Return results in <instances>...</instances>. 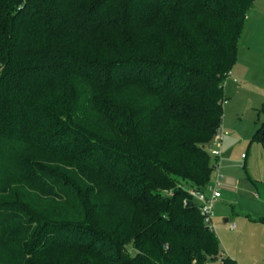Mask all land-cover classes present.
I'll list each match as a JSON object with an SVG mask.
<instances>
[{"label":"trees","instance_id":"trees-1","mask_svg":"<svg viewBox=\"0 0 264 264\" xmlns=\"http://www.w3.org/2000/svg\"><path fill=\"white\" fill-rule=\"evenodd\" d=\"M255 2L0 0V264H238L190 192Z\"/></svg>","mask_w":264,"mask_h":264},{"label":"rangeland","instance_id":"rangeland-1","mask_svg":"<svg viewBox=\"0 0 264 264\" xmlns=\"http://www.w3.org/2000/svg\"><path fill=\"white\" fill-rule=\"evenodd\" d=\"M260 34L254 48H241L224 82L222 129L228 134L206 144L222 152L212 156L223 173L219 184L223 196L213 204L211 226L222 251L238 264H264V140L259 131L264 121V30ZM211 185L217 186L215 170ZM212 191L209 188V196ZM27 197L39 201L47 195L33 190Z\"/></svg>","mask_w":264,"mask_h":264},{"label":"built area","instance_id":"built-area-1","mask_svg":"<svg viewBox=\"0 0 264 264\" xmlns=\"http://www.w3.org/2000/svg\"><path fill=\"white\" fill-rule=\"evenodd\" d=\"M227 134H228V131H224L222 128H220L215 134L214 139H216V141L219 142L223 140L224 136H226ZM209 152L211 156H216V157H220L222 154L219 148H214V149L209 148ZM213 170L216 171L217 186L215 189L214 187H212V185L209 186L210 190L213 189L210 196L207 193L209 191V188L206 191L194 189V190H191L190 192L193 199L195 200V202L197 203V205L199 206L201 210V213L204 218V222L206 223V225H208L212 229H214V227L211 226L213 224V216H214L213 204L216 200L222 197V192L220 190L219 184H220L221 178L223 177V173L219 165H213ZM234 227H235V224L232 225V228Z\"/></svg>","mask_w":264,"mask_h":264},{"label":"crops","instance_id":"crops-1","mask_svg":"<svg viewBox=\"0 0 264 264\" xmlns=\"http://www.w3.org/2000/svg\"><path fill=\"white\" fill-rule=\"evenodd\" d=\"M252 11L250 13L252 15H250V17L248 16L246 21L245 30L240 40L239 51L243 46L249 50H251L252 47L254 48L253 43L260 37V32L262 33L264 30V0H256ZM246 37H250V40H246ZM262 39H264V35Z\"/></svg>","mask_w":264,"mask_h":264},{"label":"water","instance_id":"water-1","mask_svg":"<svg viewBox=\"0 0 264 264\" xmlns=\"http://www.w3.org/2000/svg\"><path fill=\"white\" fill-rule=\"evenodd\" d=\"M261 138L264 140V129H263L262 132H261ZM224 221H225V222H228L229 219L226 218Z\"/></svg>","mask_w":264,"mask_h":264}]
</instances>
